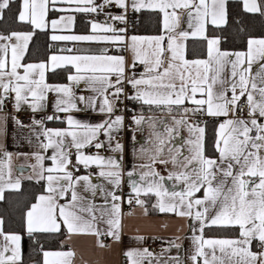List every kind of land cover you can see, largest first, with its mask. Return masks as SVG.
Masks as SVG:
<instances>
[{
    "label": "snow or ice",
    "instance_id": "1",
    "mask_svg": "<svg viewBox=\"0 0 264 264\" xmlns=\"http://www.w3.org/2000/svg\"><path fill=\"white\" fill-rule=\"evenodd\" d=\"M12 3L0 0V21ZM109 6L120 12L107 13L104 22L91 21L87 34L74 32L75 13L103 12ZM243 8L264 15V0H243ZM129 9L161 13L160 34L128 36ZM56 13L61 15L50 18ZM15 19L32 31L0 33V136L10 120L25 127L4 112L6 103L16 113L41 114L33 116L30 126L39 129V151L31 154L34 175L28 179L42 183V190L23 213L24 232L34 243L39 244L37 234L63 235L69 242L94 237L95 247L106 249V239L121 240L122 204L134 203L147 215L150 200L145 198L155 197L154 211L196 222L192 264H264V38H248L244 51L221 48V37L210 36L209 28L227 25V0H20ZM35 30L50 31L51 41L72 47L59 49L46 61L26 63ZM189 40L205 42L206 56L190 59ZM100 43L117 54H109V48L97 54L78 47ZM57 70L64 71L65 83L48 82V73ZM124 101L165 114L131 116L137 128L147 124L150 129V146L140 151L144 162L136 166L139 172H125V147L117 138L125 127ZM87 112L98 113L100 121L77 116ZM200 117L217 124L213 155L207 154V121L201 126ZM48 121L64 127L48 128ZM185 128L188 138L176 146ZM101 150L112 155H101ZM12 162L13 154L0 145V201L6 190L21 189V180L12 179ZM93 168L105 184L93 182ZM125 175L132 193L127 201L118 194ZM98 197L102 203L96 202ZM3 225L0 218V264H23L22 235L5 233ZM205 228L237 235L206 237ZM254 244L259 251H253ZM169 245L180 247L174 241ZM42 255V264H75L71 248ZM124 256L128 264H183L148 248L128 249Z\"/></svg>",
    "mask_w": 264,
    "mask_h": 264
},
{
    "label": "crops",
    "instance_id": "2",
    "mask_svg": "<svg viewBox=\"0 0 264 264\" xmlns=\"http://www.w3.org/2000/svg\"><path fill=\"white\" fill-rule=\"evenodd\" d=\"M13 2L18 3V7L20 4V0H13ZM97 4L103 3V0H96ZM228 3L229 0H227V13H228ZM242 6H243V0H241ZM244 9V8H243ZM144 11H151V12H157L158 11H152V10H142L139 13V17L142 12ZM102 13L101 11H98L97 13H75V25H74V32L76 34H87L90 29V22L95 20L98 22H102L98 15ZM57 15H61V13L56 14H50V18H56ZM86 16V19L80 21V24L77 28V17L78 16ZM161 17V30H162V14L159 13ZM225 27V26H224ZM223 28V27H222ZM213 28H209V30ZM23 31V30H21ZM40 31V30H35ZM26 32V31H23ZM40 32H46V35L48 37V42L50 45V48L53 49L52 52L47 53L44 59H38L39 52H35L34 55H29V52L33 51L32 48H36L39 45L40 39L39 37H36L34 34L32 37V40L29 43L28 51L25 56V62L26 63H38L41 61H46L48 57L54 53H57L59 49L64 47H70L71 44H64L62 42H53L50 39L51 32L50 31H40ZM132 35L137 36H146L145 34H139V33H133ZM131 35V36H132ZM210 36L215 35L218 36L216 33H209ZM254 38H264L263 37H254ZM110 45H106L103 43L100 44H83L78 45V47H83L86 49H91L93 52L99 54V52L102 49H105L109 47ZM247 47V44H246ZM235 50V51H244L246 50ZM37 49V48H36ZM46 49H44L45 51ZM109 54H117V53H109ZM126 57H131V53L126 51L123 53ZM188 55H195L191 58H203L206 56V44L203 41L199 40H189L188 41ZM48 82L49 83H65V73L63 70H57L56 73L49 72L48 73ZM81 88H83V85H81ZM79 94V93H78ZM131 109L136 113L137 115L143 114L145 116H153V117H163L165 114L160 112L159 110L152 109L149 110L147 105H141L140 103H137L135 101H131ZM47 114L52 113L51 104H49V107L47 108ZM5 113H11L12 116L14 114L10 112L7 109V106L4 108ZM21 112L35 115L37 119L40 118L39 113L33 114L30 111L22 110ZM77 116L81 119L88 120L89 122H99L101 117L96 112H87V113H77ZM195 119V118H193ZM211 121L206 124V132H205V143L207 142V138L209 135L214 136L213 138V144L215 140V130H216V122L210 118ZM199 122L201 126H205L204 123H202L199 119ZM25 127L21 128L15 124L14 121H9L6 128V133L3 136H0V145L3 146V148H6L8 152L13 154V162H12V179L13 181L17 178L21 180V189L26 182H35V180H29V176H33V171L31 168V165L35 163L34 158L32 157V153H35L39 151V140L37 139L36 133L39 131V129H34L30 125H24ZM46 126L48 128H62L64 127L63 124H61L59 121H48L46 122ZM149 127L147 124L142 125L141 128H137V126L134 124L133 129L129 130L126 135L125 139L122 141H119L121 144L125 147V153H124V169L125 172L132 170L133 168H136L137 172H139V169L136 167L140 163H143L144 161L140 158V151L142 148L149 147ZM123 132L119 133L118 136H120ZM188 131L187 129H182L180 136L175 139V145L179 146L180 144H183L187 138H188ZM43 137H40V140H42ZM101 139H105L104 137H101ZM96 150L93 149V152ZM21 154H27V155H21ZM49 155L51 154V150H49ZM208 155L214 154L213 146L210 148V150H207ZM101 155H112L110 151L101 150ZM50 163V161H45L46 166ZM157 170L161 171L162 174L166 175V172H164L163 166H157ZM93 172V182L97 184H105L106 182L102 177H98L95 175L96 171L90 170ZM84 170L82 169V174ZM133 179L138 180V175L134 176ZM124 180L128 183V177L125 175ZM129 184V183H128ZM171 185V182H168V186ZM20 189V190H21ZM19 190V191H20ZM18 191H12V190H6L4 195L6 197L9 193H16ZM132 195V193H130ZM143 198V197H142ZM150 200V203H148L146 206L148 207V214L145 215L143 210L140 209L138 206L135 205V210L132 213V215H128L125 211L123 213L125 214L123 216L122 224H123V230L121 233V240L119 243L113 242L110 238L108 239L110 241V247L106 249H99L95 247V238L94 237H79L74 238L72 241H66V238L63 239L62 245L64 246L63 249L58 250H45V251H61V250H67L68 248H71L75 250L76 257H75V264H128L127 259L124 256V252L128 249H135V248H148L154 241L160 240L163 243L162 249H160L158 252L151 251L154 255L159 256L162 252L164 255V258H170V257H178L180 260L183 261V264H192V261L190 259L191 255L193 254V245L191 237L193 234H198L197 231V224L194 220L190 219H181L173 214H167V213H159L158 211H154L151 208V204L155 203V197L145 198ZM2 202V201H0ZM96 202L102 203L101 198H97ZM1 218V217H0ZM3 219V218H2ZM166 225V227H165ZM101 227H104L101 225ZM3 231L5 233H16L13 231H7L5 230V227L3 225ZM20 234V233H18ZM206 237H233L237 235V233L231 232V231H225L217 228H205L204 232ZM138 236H143L145 239L143 241H140L137 239ZM176 237H180V239H176ZM2 237H0V242H2ZM169 241H174L176 244L180 245V247H170ZM22 243V242H21ZM167 249L165 252L164 250ZM253 251H259V249L256 247V245H253ZM22 253H23V243H22ZM43 261V255L41 258V264Z\"/></svg>",
    "mask_w": 264,
    "mask_h": 264
},
{
    "label": "trees",
    "instance_id": "3",
    "mask_svg": "<svg viewBox=\"0 0 264 264\" xmlns=\"http://www.w3.org/2000/svg\"><path fill=\"white\" fill-rule=\"evenodd\" d=\"M11 10H5L4 19L0 21V33L7 34L10 31H32L30 26L19 24L15 17L17 15L18 3L10 5ZM86 16L77 17V28L80 21ZM161 32V17L157 12L144 11L135 24L134 33L145 35H158ZM209 33H216L221 37V48L223 50L235 51L243 50L250 37L264 36V17L260 13H249L243 9L241 0H229L228 3V23L220 29H210ZM39 37V45L32 48L29 55L39 52L38 59H44L47 53L53 51L50 48L46 32L35 31ZM44 49H46L44 51ZM35 51V52H34ZM195 55H189L193 57ZM213 134L209 135L206 142V150L213 146ZM42 190V183L26 182L22 189L16 193H9L0 202V217L4 220V227L7 231L20 233L23 237V264H41L42 252L45 250L63 249V235L43 236L37 234L39 244L34 243L23 229V213L26 207L34 202V197ZM42 245V249L40 247Z\"/></svg>",
    "mask_w": 264,
    "mask_h": 264
},
{
    "label": "built area",
    "instance_id": "4",
    "mask_svg": "<svg viewBox=\"0 0 264 264\" xmlns=\"http://www.w3.org/2000/svg\"><path fill=\"white\" fill-rule=\"evenodd\" d=\"M120 12V10L114 6H109L108 8H106L102 13H100L98 15V18L104 22L106 19H108L107 17V13H111L113 15H116ZM264 17V15H263ZM139 20V13L136 12H132L131 9H129L128 11V20H127V35L131 36L134 33V27L135 24L137 23V21ZM111 23V21H109ZM123 27L124 25H118ZM72 47V45L70 46ZM109 48V53H116L115 49L112 48L111 46L107 47ZM126 52V51H125ZM124 52V53H125ZM129 91H131V89H129ZM7 109L12 112L14 114V116L18 117L22 122L23 125H30L32 123V118L34 115H30V114H26L23 112H19L16 113L13 108H12V104L10 102L6 103ZM121 108V113L125 115L126 120H125V127L123 128V132L120 136H118L117 138L119 139V141H122L125 139V135L126 133L133 129L134 127V123L131 121V116L132 115H137L136 113H134V111L131 109V101H124L123 104L120 105ZM120 114V113H118ZM200 121L202 123L205 124V121H207V123H209L211 121L210 118L208 117H200L199 118ZM90 151H93V149H91ZM93 171H96V169H90ZM89 170V171H90ZM123 194L124 200L127 201L130 193H131V189L129 187V184L124 180V183L122 184L121 189L118 191V194ZM122 210L125 211L126 213H133L135 210V204L133 203L131 206L128 205L126 202L124 204H122ZM105 243L110 245V241L108 239L105 240ZM163 247V243L160 240L154 241L153 243H151V245L149 246V249H151L152 251L158 252L160 249H162ZM126 264V263H123Z\"/></svg>",
    "mask_w": 264,
    "mask_h": 264
}]
</instances>
